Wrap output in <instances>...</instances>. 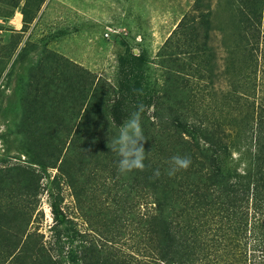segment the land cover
<instances>
[{
    "label": "trees",
    "instance_id": "obj_1",
    "mask_svg": "<svg viewBox=\"0 0 264 264\" xmlns=\"http://www.w3.org/2000/svg\"><path fill=\"white\" fill-rule=\"evenodd\" d=\"M44 1L16 0L13 7L24 3L21 15L27 25L37 18ZM226 1L229 19L236 30V44L231 50L237 48L240 52L241 68L247 73L242 79L247 80L248 86L235 85L220 106L207 107L205 112L183 111L188 108L191 95L184 96L188 90L173 71L164 72L163 84L159 87L155 82V92L150 94L143 75L135 73L133 66L131 70L126 68L132 59L144 63L143 56L125 60L120 56L116 86L102 83L103 79L67 59H55L53 53L52 61L43 56L44 60L36 63L28 83H22L24 90L20 86L22 111L13 130L28 165L0 168V194L9 200L0 202V251L5 253L4 260L10 258L8 264H131V258L116 254L118 248L113 243H118L113 237L100 238L104 249L89 232L74 231L80 238L79 245L69 250L68 231L57 229L61 223L69 222H64L59 192L57 200L50 203L57 248H48L42 235L30 232L42 190L54 197L52 187L59 189L64 181L74 189L77 202L84 200L85 182L81 174L91 167L81 165L87 160L104 162V168L116 170L125 186L123 192L138 193L141 200L151 199L153 212H145L138 220L129 210L118 208L113 213L119 222L123 218L117 217L126 214L125 219L137 223L147 242H153L155 264H264V105L258 103L254 107L259 67L254 51L261 28L264 29V0ZM210 18L209 5L202 19L204 48H193L191 35L188 38L182 33L184 39L179 43L174 38L176 31L170 34L158 54L162 57L161 69H179L178 59L186 54L182 44L185 43L189 57L201 53L204 68L212 76L210 60L215 59V53L211 46H206L212 28ZM184 65L192 69L191 61ZM216 77L208 81V86L215 83L212 79ZM136 84L141 88L137 89ZM189 93L193 94L191 90ZM249 99L252 109L247 111L245 103ZM142 102L153 107L152 116L141 118L146 138L142 142L145 169L121 173L120 157L111 150L112 141ZM58 105L62 111L57 109ZM66 139L69 143L65 150ZM233 152L245 157L242 173L231 162H223ZM173 156L190 157L191 165L169 176ZM50 169L56 170L51 180ZM157 170L158 177L154 175ZM44 178L46 184L42 183ZM87 207L94 208L93 202ZM85 218L88 230L105 234L108 224L103 217L102 224L95 214Z\"/></svg>",
    "mask_w": 264,
    "mask_h": 264
},
{
    "label": "rangeland",
    "instance_id": "obj_2",
    "mask_svg": "<svg viewBox=\"0 0 264 264\" xmlns=\"http://www.w3.org/2000/svg\"><path fill=\"white\" fill-rule=\"evenodd\" d=\"M13 2L15 3L16 0H0V168L2 169L28 165L27 156L22 151L18 138L13 135L14 124L22 111L19 108V91L21 87V90H24L22 83L27 82L36 63L44 60L43 56L47 60L50 58L51 61L53 60L50 53L55 54V59L61 57L84 68L97 78L103 79L102 83L110 86H116L118 78L116 68L120 56L123 60L143 56L144 63L142 60L132 59L128 61L126 68L131 70L130 66H133L132 70L135 73L143 75L150 94L155 92V82L159 87L163 84L164 72L173 71V75L181 80L188 90L184 96L191 95L188 96V108L183 111L205 112L207 107L212 109L215 104L220 106L225 96L234 90L235 85L241 84L243 88L248 86L247 80L242 79L247 73L241 68L240 52L237 48L234 52L231 50L236 44L233 41L236 30L233 27L234 23L229 19L230 12L226 0H45L37 18L27 25L23 24L21 15L24 3L21 2L18 7H13ZM209 5L212 28L206 46H211L209 48L215 53V59L211 57L210 60L213 66L212 76L209 77V72L204 68L205 64L200 58L201 53L196 54L194 58L189 57L187 53L189 47L185 43L182 44L186 48V51H183L186 54H181L178 59L179 69L176 71L171 67L167 70L161 69L159 61L162 57L158 54L174 30L176 31L174 38L179 43L184 39L182 33H185L187 37L191 35L189 37L193 38L191 42L193 48L194 46L198 49L204 48L201 46L205 42L202 19ZM261 31L258 48L254 51L259 65L256 73L254 107H257L258 103L264 105V29L261 28ZM189 61L192 62V69L187 65ZM183 64L187 66H182ZM215 75L219 79L217 80V77L212 79L215 83L208 86V81ZM250 78H253V75ZM136 86L137 89L141 88L138 84ZM189 90L193 94H190ZM247 102L246 109L249 111L252 109L250 104L252 102L250 99ZM140 106H143L141 118L152 116L153 107H148L145 102ZM57 109L62 111V106L58 105ZM68 143L69 139H66L65 150ZM243 159L245 157L242 154L233 152L223 162H231L237 172L242 173L245 163ZM81 166L91 167L81 174L85 182L84 200L77 202L74 189L64 181H61L59 189L52 187L54 197H51L47 190H42L33 213L30 232L42 235V240L48 248H57L54 231L51 229L55 222L50 203L57 200L56 193L59 192L62 199L59 207L65 216L64 222H69L61 223L57 229L68 231L66 246L69 250L79 245L80 238L74 234V231L80 234L89 232L93 239L98 241L101 240L100 238L102 240L115 238L118 243L116 246L113 243V246L118 248L116 254L118 256L124 254L131 258V264H155L153 242H147L144 233L136 227L137 223L125 219L126 214L117 217L123 218L119 222L115 221L116 217L113 213V210L118 208L124 212L129 210L130 215L138 220L145 212H153L154 206L149 204L151 199L141 200L137 196L138 193L123 192L125 186L121 185L117 171L104 168V162L98 164L87 160ZM55 173V169L48 171L50 180ZM42 183L46 184L47 179L44 178ZM7 201L9 200L6 195L0 194V202ZM89 202H93L94 208L87 207ZM90 214L92 217L95 214L100 224L102 217L106 221L108 228L105 229L104 235H97L88 230L85 217ZM71 225L72 229L68 230ZM101 245L106 249L104 241ZM4 257L5 253L2 254L0 251V263L8 264L10 258L4 260Z\"/></svg>",
    "mask_w": 264,
    "mask_h": 264
},
{
    "label": "clouds",
    "instance_id": "obj_3",
    "mask_svg": "<svg viewBox=\"0 0 264 264\" xmlns=\"http://www.w3.org/2000/svg\"><path fill=\"white\" fill-rule=\"evenodd\" d=\"M142 111L143 106H139L136 111L132 112L121 126L118 137L112 141L111 150L116 152L120 157L118 160V170L121 173H128L134 170L143 171L145 169L146 151L142 142L146 138L141 124ZM190 165V157L173 156L168 175H175L178 170H186ZM154 175L158 177L160 175L159 170Z\"/></svg>",
    "mask_w": 264,
    "mask_h": 264
}]
</instances>
